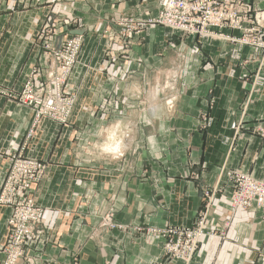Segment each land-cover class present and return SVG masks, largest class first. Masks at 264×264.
Here are the masks:
<instances>
[{"label":"crops","instance_id":"0c3cea01","mask_svg":"<svg viewBox=\"0 0 264 264\" xmlns=\"http://www.w3.org/2000/svg\"><path fill=\"white\" fill-rule=\"evenodd\" d=\"M250 2L264 11V0ZM159 3L0 4V185L31 120L18 94L33 69L42 81L53 70L39 32L69 19L83 31L79 64L66 84L76 97L73 110L64 124L44 119L23 151L45 173L32 195L41 217L19 264H185L163 256L162 237L146 230L194 226L203 192L214 188L206 234L189 264H264L262 212L231 213L227 175L239 171L264 182V138L254 133L264 126L262 52L149 23L122 44L109 43L122 18L154 19ZM116 120L131 129L124 155L87 156L82 145L91 132ZM10 213L0 206V264Z\"/></svg>","mask_w":264,"mask_h":264},{"label":"built area","instance_id":"2783aa9c","mask_svg":"<svg viewBox=\"0 0 264 264\" xmlns=\"http://www.w3.org/2000/svg\"><path fill=\"white\" fill-rule=\"evenodd\" d=\"M159 1L157 17L146 21L122 18L118 22L119 35L109 36V43L120 44L124 39L141 32L143 23H149L184 33L189 38L218 39L261 50L262 60L259 68L263 66L264 11L255 9L250 0ZM73 24H76L75 19L66 22L62 28L63 34L69 36L63 37L58 51L53 45V39L58 35L55 25H47L45 27L47 30L43 33L46 41L44 49L55 64L47 82L55 85L56 89L52 91L49 85L36 84V79L40 82V72L33 70L17 97V102L30 110L31 120L22 138L19 153L9 158L6 174L0 185V206L9 207L11 210L6 224L8 234L2 250V264H19L23 260L24 244L34 238L33 229L41 217V209L34 205L32 195L35 184L45 173V165L23 155V151L32 144L36 131L44 119L64 124L71 113L74 97L68 98L63 87L76 64L82 43L81 36H70V32L74 31ZM223 31L237 35H226ZM258 70L256 76L259 74ZM254 133L264 138V126L257 127ZM227 175L233 185L229 208L231 213L238 209L248 210L255 207L262 212L264 218V182L239 171H231ZM215 192V188L203 192L206 198L205 206L194 226L146 230V233L162 237L163 256L170 260H182L185 264H189L196 256L200 239L206 234L204 222L215 199ZM260 258L264 263V251Z\"/></svg>","mask_w":264,"mask_h":264},{"label":"clouds","instance_id":"9594fccd","mask_svg":"<svg viewBox=\"0 0 264 264\" xmlns=\"http://www.w3.org/2000/svg\"><path fill=\"white\" fill-rule=\"evenodd\" d=\"M131 129L121 120L111 124H99L90 134L89 139L82 145L87 156L121 158L126 151V137Z\"/></svg>","mask_w":264,"mask_h":264},{"label":"rangeland","instance_id":"374dc122","mask_svg":"<svg viewBox=\"0 0 264 264\" xmlns=\"http://www.w3.org/2000/svg\"><path fill=\"white\" fill-rule=\"evenodd\" d=\"M7 1L9 2V0H0V4L1 3H4V5H6L7 4ZM11 1H13V0H11ZM3 9H5L4 8V6H0V12L3 10ZM72 20H74V19H69V20H65V21H63V20H61V22H58V24L56 23V22H52L51 24H48V26H52V25H55V27L57 28V31H58V35H57V37L58 36H60V35H63V37L65 36H67L68 34H66V35H64L63 34V32H62V28H64V25H65V23L66 22H71ZM76 20V24H73L72 25V27H73V30L74 31H76V30H78V28H77V24H78V19H75ZM47 26V25H46ZM46 26H43L42 27V29H41V31L39 32V35H38V41H39V43H40V45H41V49H42V51H43V56L44 57H46V58H48V59H50L51 60V63L54 65L53 66V68L55 67V64L53 63V61H52V59H51V57H49L48 55H47V53H46V51H45V49H44V42H46L45 40H44V37H43V33L47 30L45 27ZM69 36V35H68ZM70 36H74V37H77V36H80V35H77V36H75V35H70ZM55 39H56V36L54 37V39H53V42H55ZM63 39V38H62ZM53 45H54V43H53ZM82 45H83V39H82V43H81V45H80V50L78 51V54H77V58H76V64L73 66V68H72V71H73V69L77 66V64H79L78 63V61H79V56H80V54H81V50H82ZM60 47V46H59ZM34 70V69H33ZM72 71H71V73H72ZM33 72V71H32ZM31 72V73H32ZM30 73V74H31ZM71 73H70V75H71ZM69 78V77H68ZM67 78V79H68ZM39 80H40V78H39ZM69 80V79H68ZM68 80H67V82H66V84L68 83ZM48 81V80H47ZM47 81H42V80H40V82H39V84L41 83V84H43V85H49V87L50 88H52V91H54L55 89H56V86L55 85H51L50 84V82L48 83ZM26 83V82H25ZM66 84L64 85V87H63V89H64V91L68 94L67 95V97L69 98H73L74 97V103H75V101H76V97H75V95L74 94H71V92H69L68 90H67V86H66ZM23 88V87H22ZM74 103L72 104V106H71V111L73 110L72 109V107H73V105H74Z\"/></svg>","mask_w":264,"mask_h":264},{"label":"water","instance_id":"95a60500","mask_svg":"<svg viewBox=\"0 0 264 264\" xmlns=\"http://www.w3.org/2000/svg\"><path fill=\"white\" fill-rule=\"evenodd\" d=\"M70 34L75 35V36L82 35L83 31L82 30L71 31ZM62 38H63V35H60V36L56 37V39H55L54 49H56L57 51L59 50V46H60V43L62 41Z\"/></svg>","mask_w":264,"mask_h":264}]
</instances>
